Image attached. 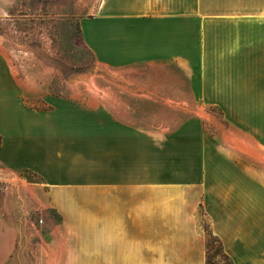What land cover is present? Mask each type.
<instances>
[{"label":"crops","instance_id":"0c3cea01","mask_svg":"<svg viewBox=\"0 0 264 264\" xmlns=\"http://www.w3.org/2000/svg\"><path fill=\"white\" fill-rule=\"evenodd\" d=\"M79 24L104 68L150 69L145 89L48 94L38 109L0 50V171L67 228L89 223L94 200L107 245L96 264H207L201 208L232 264H264V171L249 154L264 146V0H99ZM169 101L195 114L153 131L145 117L167 115ZM205 105L233 138L205 132ZM8 228L0 214V239H16ZM124 239H175V250H119Z\"/></svg>","mask_w":264,"mask_h":264},{"label":"rangeland","instance_id":"374dc122","mask_svg":"<svg viewBox=\"0 0 264 264\" xmlns=\"http://www.w3.org/2000/svg\"><path fill=\"white\" fill-rule=\"evenodd\" d=\"M98 3L99 0H0V50L12 75L23 86L29 106L47 109L43 97L48 94L71 97L145 89L143 76L151 73L150 69L104 68L83 43L79 20L92 14ZM152 83L153 88L159 84L157 78H153ZM184 88L186 91V85ZM135 102L143 104L140 100ZM184 102L183 111L176 112V103L169 101L167 115L145 117L151 119L152 130L173 129L195 114L187 103L190 101ZM161 106L151 104L154 108ZM200 116L207 134L234 137L220 108L205 105ZM143 118L137 116V121ZM259 149L261 153L251 151L249 154L259 158L257 166L264 171V146ZM25 177L42 182V178L32 172ZM0 191L3 201L0 214L16 238L0 239V255L6 258L4 264H96L103 261L97 257H101L107 245L104 239H96L94 200L86 211L91 217L89 223L82 229L79 226L67 228L63 214L55 207H41L17 175L0 171ZM199 217L206 236L207 260L210 256L211 263L232 264L222 239L211 229L202 208ZM124 240L119 250H175L171 242L175 239Z\"/></svg>","mask_w":264,"mask_h":264},{"label":"trees","instance_id":"16d2710c","mask_svg":"<svg viewBox=\"0 0 264 264\" xmlns=\"http://www.w3.org/2000/svg\"><path fill=\"white\" fill-rule=\"evenodd\" d=\"M1 142H2V136H0V144H1ZM219 241H221L220 239H219ZM222 243V242H221ZM207 248H208V253H209V251H210V246H208L207 245ZM227 257V256H226ZM210 256H208V260H207V264H216V263H211L210 262Z\"/></svg>","mask_w":264,"mask_h":264}]
</instances>
